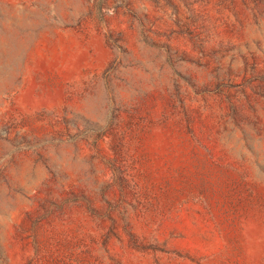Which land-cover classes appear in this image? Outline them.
<instances>
[{
  "label": "rangeland",
  "instance_id": "obj_1",
  "mask_svg": "<svg viewBox=\"0 0 264 264\" xmlns=\"http://www.w3.org/2000/svg\"><path fill=\"white\" fill-rule=\"evenodd\" d=\"M0 264H264V0H0Z\"/></svg>",
  "mask_w": 264,
  "mask_h": 264
}]
</instances>
